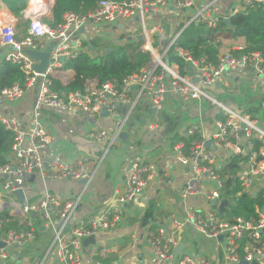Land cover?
Listing matches in <instances>:
<instances>
[{
  "label": "built area",
  "instance_id": "1",
  "mask_svg": "<svg viewBox=\"0 0 264 264\" xmlns=\"http://www.w3.org/2000/svg\"><path fill=\"white\" fill-rule=\"evenodd\" d=\"M220 1L102 0L93 11L85 15L67 13L62 24L51 27L43 18L50 12L52 0L37 3L29 0L28 8L22 14L28 22L25 34L18 29L13 14L1 2L0 53L6 61L22 69L25 84L4 89L0 93V108L16 104L36 86L39 89L33 115L27 126H21L13 117L0 115V123L15 135L9 163L0 167V205L12 198L8 202L12 206L11 216L19 221L18 226L21 228L0 237V263L9 257L7 248L25 246L37 239L32 216L38 215L43 225L54 232L53 248L57 259L54 264H83V240L115 229L123 221L126 207L145 192L156 172L153 164L136 163L122 191L117 192L116 204L71 225L72 215L79 206L82 194L63 202L49 191L48 182L89 181L93 173L88 171L84 160L68 163L43 159L42 151L51 144V137L42 123L46 110L79 112L96 121L89 137L104 143L107 154L117 145L142 102L149 101L153 109L163 111L168 97L174 96L188 105L198 103L201 107L208 103L216 107L224 119L216 121V131L210 138L204 136L201 126H194L187 131V136L197 135L201 140L189 148L184 142L173 147L178 164L191 168L194 173L192 180L181 191L182 200L187 202L191 197L201 196L205 201L202 208L190 205L184 217L171 216L167 228L159 227L156 232L149 233L152 257L148 264H173L174 249L179 243L180 233L187 226L217 242L220 261L212 263L206 257L196 261L190 255H185L178 258L175 264H264V207L257 208L255 221L238 218L231 223L218 217V206L224 200L221 190L226 186V177L221 175L224 167L234 165L232 174L242 188L236 197L244 193L256 196L264 191V129L251 115L235 111L205 89L216 85L229 71L238 69L252 72L264 80V55L259 52L238 58L230 52H224L219 55L215 65L205 59L195 60L188 52L176 46L183 32L192 25L203 24L209 29L220 25L225 18L217 13ZM236 4L230 11L231 17L255 6H264V0H236ZM162 9L173 15H181L179 28L167 41L160 35L164 32L163 27L148 21ZM134 19L138 21L137 35L120 29V25ZM96 25L112 27L113 31H110L108 38L113 42L118 41V45L140 41L142 37L141 50L150 53L152 60L143 70L122 82L112 80L98 86L96 81H92L87 83L83 93L61 96L52 89V75L55 70L62 69L67 60L76 58L82 52H89V48L79 42L78 35L86 26ZM155 36L161 37L157 40L161 45H156ZM48 43L54 47L50 57L51 65L41 75L35 70L37 62L27 52H43ZM171 51L185 60L188 66H193L194 77L182 73L178 63L166 64ZM62 57L64 63L60 60ZM195 78L199 79L198 83L194 82ZM105 114L114 118V131L111 133L99 123ZM149 128H156V124L152 123ZM208 141L213 144L214 151L207 148ZM220 152L225 155L222 156ZM33 176H37L44 186L35 201H31L26 193L27 183ZM212 184L214 187L210 188ZM19 191L24 192L26 202L19 200ZM214 201H217L216 207L213 206ZM219 236L224 237L222 242L218 241Z\"/></svg>",
  "mask_w": 264,
  "mask_h": 264
},
{
  "label": "crops",
  "instance_id": "2",
  "mask_svg": "<svg viewBox=\"0 0 264 264\" xmlns=\"http://www.w3.org/2000/svg\"><path fill=\"white\" fill-rule=\"evenodd\" d=\"M54 3L55 0H52L50 12L43 18L47 24L53 19ZM236 6V0H222L217 13L226 17L225 13ZM173 16L170 11L162 9L149 18L152 23L163 27L164 32L160 35L165 41L172 38L180 25L181 18L175 19ZM13 17L17 21L18 29L25 34L28 28L27 20L23 15L21 19L14 15ZM84 29L85 31L78 35V40L82 44L87 43L88 48L90 42L96 39L115 44L108 38L111 35L110 31H113L108 25L86 26ZM120 29L125 33L137 35L138 21L136 19L127 21L120 25ZM155 37L156 45H161L157 42L161 37ZM222 43L221 53L240 51L246 46L244 38L237 40L223 38ZM50 45L52 44L48 43L46 48ZM93 51L94 49L92 51L89 49V53L93 54ZM4 60L3 54L0 53V66ZM74 77L73 71H64L61 68L55 70L52 75V78L63 86L70 84ZM38 89L36 86L16 104L0 108V115L13 117L21 126H27L33 115ZM205 89L235 111L251 115L261 127H264V80L258 75L241 69L229 71L216 85ZM219 112L208 103L201 107L198 103L188 105L174 96L168 97L166 109L163 111L153 109L149 101L142 102L124 132L127 136L121 138L107 154L104 143L96 142L89 137L96 121L79 112L66 113L57 110L44 112L42 123L51 137V144L42 151L43 159L68 163L84 160L88 171L93 173L92 179L86 180L87 183L71 180L48 182L49 191L63 202L82 194L79 206L72 215L71 225H76L81 220L116 204L117 192L122 191L136 163L153 164L156 167L154 178L145 192L126 207L123 221L111 231L100 232L93 236L94 239L89 237L83 240L81 255L83 264H148L152 257L149 233L156 232L159 227L167 228L171 216L184 217L186 208L190 205L203 207L205 200L201 196L191 197L187 202L181 198L183 187L192 180L194 173L191 168L178 164L172 151V140L175 135L187 136V131L194 126H201L204 136L210 138L216 131ZM99 123L108 132L114 131L113 117L103 115ZM152 123L156 124V128H149ZM220 154L225 155L223 152ZM27 184L28 198L31 201L37 200L40 192L44 190L42 181L33 176ZM11 201L12 198L8 199V202ZM4 202L0 205V211L9 210L11 215L12 206L7 201ZM32 224L37 231V239L25 246L7 248L9 257L0 264L57 262L53 248V230L45 227L38 215L32 216ZM180 243L184 244L185 249L180 253L179 259L190 255L196 261L202 257L208 258L212 263L220 261L217 242L206 238L191 226L185 227L180 233L178 244Z\"/></svg>",
  "mask_w": 264,
  "mask_h": 264
},
{
  "label": "trees",
  "instance_id": "3",
  "mask_svg": "<svg viewBox=\"0 0 264 264\" xmlns=\"http://www.w3.org/2000/svg\"><path fill=\"white\" fill-rule=\"evenodd\" d=\"M29 0H0L17 18L21 19L23 12L28 6ZM102 0H55L52 16L49 23L51 27L58 26L64 22V15L67 13H76L85 15L93 11ZM122 2L124 0H115ZM232 28L220 23L215 29H209L206 25H192L186 29L177 47L188 52L195 60L205 59L209 63L217 65L219 55L221 54L223 38L237 40L244 38L246 46L240 51L230 52L235 57L243 55L262 53L264 55V6L258 5L248 9L247 12L237 13L231 17ZM87 47V43L83 44ZM93 54L82 52L76 58L67 60L62 67L64 71H73L74 80L63 86L59 81L54 80L53 90L61 96H67L70 93L84 92L87 83L96 81L98 86L118 80L122 82L127 77L140 72L147 67L152 58L150 53L141 50V41H131L125 45L114 43H105L101 39L94 41ZM112 47L111 52L108 49ZM169 62L178 63L182 73L189 74V66L182 58L171 51ZM25 73L22 69L10 62L3 61L0 66V93L4 89L11 88L15 85L24 86ZM218 120H223L220 114ZM15 135L0 123V167L9 163L12 146ZM199 136L179 137L175 135L172 140V147L179 142H184L189 148L194 142L200 141ZM221 175L226 177V186L221 190L222 198L229 200L230 205L227 212L219 215L222 221L233 223L238 218L255 221L257 219V208L264 207V191L256 196L242 194L236 197L242 191L240 184L236 181L235 176L231 173L229 167H224ZM18 220L10 215L9 210L0 211V237L10 231L20 230Z\"/></svg>",
  "mask_w": 264,
  "mask_h": 264
},
{
  "label": "water",
  "instance_id": "4",
  "mask_svg": "<svg viewBox=\"0 0 264 264\" xmlns=\"http://www.w3.org/2000/svg\"><path fill=\"white\" fill-rule=\"evenodd\" d=\"M225 16L226 17L224 18L223 23L225 25H227L229 28H232V20H231V15H230V11L229 10L225 13ZM84 31H85V29L83 28V29L80 30V33H83ZM139 40L142 42L143 41V38L140 37ZM93 43H94V41H91L90 42V44H91L90 47H89L90 51H92L94 49ZM115 43L116 44H119L118 41H116ZM53 48H54L53 45H50L43 52L34 51V50H30V51L27 52L31 59H33L36 62H38V64L35 67V70H36V72L38 74L44 75L47 72V70L49 69V67L51 65L50 57H51V54L53 52ZM112 50H113L112 47H110L108 49L109 52H111ZM60 60H61L62 63L65 62L64 57H62ZM166 64L169 65V60H166ZM189 69H190V76L191 77H194V74L195 73H194V70H193V66L192 65H189ZM194 82L195 83H198L199 82V79L195 78L194 79ZM106 115L108 116V114H105V116ZM126 136H127V134H123L121 138L126 137ZM206 146H207L208 149H210L212 151L215 150V148L213 147V144L210 141H208L206 143ZM229 169L231 170V173H233V171H234V165L233 164H230L229 165ZM83 181H85V183H87L86 180H83ZM17 195H18V198H19V200L21 202H26V198H25V195H24V192L23 191L17 192ZM229 205H230V201L229 200H227V199L226 200H223L220 203V205L218 206L219 214L222 215V214L226 213L227 212V208H228ZM213 206L214 207L217 206V201H214L213 202ZM223 238H224L223 236H219L218 237V241L222 242ZM91 239H94V237H92ZM1 246L4 247L3 244H1ZM184 249H185V247H184V244H182V243L178 244V246L175 248V250H174V260H173L174 263H176L178 261V257H179L180 253Z\"/></svg>",
  "mask_w": 264,
  "mask_h": 264
},
{
  "label": "rangeland",
  "instance_id": "5",
  "mask_svg": "<svg viewBox=\"0 0 264 264\" xmlns=\"http://www.w3.org/2000/svg\"><path fill=\"white\" fill-rule=\"evenodd\" d=\"M175 19H180L181 18V15L180 14H176V15H174L173 16ZM148 21L149 22H151V20L150 19H148ZM23 25V24H22ZM23 28V27H22ZM208 92V91H207ZM209 93V92H208ZM141 105V104H140ZM262 129H264V127H261ZM214 186H213V184L210 186V188H213Z\"/></svg>",
  "mask_w": 264,
  "mask_h": 264
},
{
  "label": "bare ground",
  "instance_id": "6",
  "mask_svg": "<svg viewBox=\"0 0 264 264\" xmlns=\"http://www.w3.org/2000/svg\"><path fill=\"white\" fill-rule=\"evenodd\" d=\"M41 1H44V0H34V3L41 2ZM81 181H83V180H81Z\"/></svg>",
  "mask_w": 264,
  "mask_h": 264
}]
</instances>
